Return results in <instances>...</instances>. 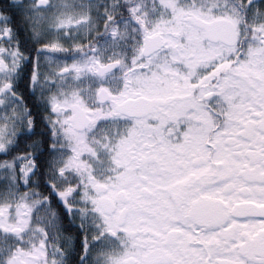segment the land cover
Masks as SVG:
<instances>
[{
  "label": "snow or ice",
  "instance_id": "obj_1",
  "mask_svg": "<svg viewBox=\"0 0 264 264\" xmlns=\"http://www.w3.org/2000/svg\"><path fill=\"white\" fill-rule=\"evenodd\" d=\"M0 264H264V0H0Z\"/></svg>",
  "mask_w": 264,
  "mask_h": 264
}]
</instances>
